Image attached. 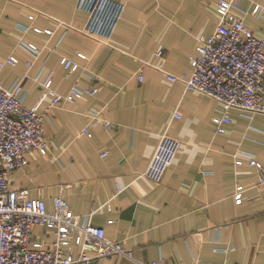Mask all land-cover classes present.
Here are the masks:
<instances>
[{
	"label": "crops",
	"instance_id": "crops-1",
	"mask_svg": "<svg viewBox=\"0 0 264 264\" xmlns=\"http://www.w3.org/2000/svg\"><path fill=\"white\" fill-rule=\"evenodd\" d=\"M112 1L125 11L106 39L83 32L89 15L77 8L78 0H0V64L19 59L15 67H0L5 88L22 82L28 107L37 106L39 82L49 77L61 94L76 83L100 88L95 96L48 111V154L32 155L13 172L12 188L29 190L52 211L64 184L81 220L96 209L91 222L133 252L132 258L97 264H264L262 170L250 164L255 158L264 170V114L232 109L231 122L218 133L213 119L225 113L221 102L186 90L158 68L176 76L192 72L199 37L211 36L220 22L219 0ZM227 1L264 37V15L252 13L257 5L264 10V0ZM21 40L38 46L41 55L29 53ZM64 58L79 69H65ZM85 127L91 137L82 134ZM36 235L51 243L54 232L37 228Z\"/></svg>",
	"mask_w": 264,
	"mask_h": 264
},
{
	"label": "built area",
	"instance_id": "built-area-1",
	"mask_svg": "<svg viewBox=\"0 0 264 264\" xmlns=\"http://www.w3.org/2000/svg\"><path fill=\"white\" fill-rule=\"evenodd\" d=\"M77 8L89 15L83 32L106 39L112 38L125 11L123 3L112 0H78ZM233 9L232 2L219 0L220 22L211 36L199 37L197 53L190 59L191 73L176 76L158 66L169 80L185 83L186 90L221 102L225 113L213 119L218 133H224L222 125L231 122L229 111L232 109L248 116L264 114V37L257 36ZM252 13L261 16L264 10L257 5ZM36 31L49 36L53 34L52 30ZM20 44L35 57L42 53L35 44L25 40ZM79 56L87 58L84 54ZM157 56L164 59V48L158 50ZM18 64L19 59L10 56L0 67ZM27 65L32 67L33 64L28 62ZM62 65L70 72L79 69L68 58L62 60ZM27 78L28 75H24L23 79ZM138 78L142 82L144 75L140 73ZM39 84L43 88L40 101L37 106L28 107L24 103L22 82L12 90L0 83V264H97L110 257L132 258V251L121 242L108 239L106 230L91 222L96 209L83 220L75 215L66 199L64 184L54 197L52 211L43 199L32 197L29 190L12 188L13 172L24 169L32 155L48 154L49 142L44 129L48 111L84 96H95L100 90L97 83L93 86L76 83L67 94H61L52 88L50 77ZM43 104L47 105V110L42 112ZM91 115L99 119L98 112L93 111ZM175 117L180 115L176 113ZM111 125L104 123V127ZM82 134L92 136L87 127ZM250 164L262 170L260 184L264 187L263 165L255 158H251ZM242 200L243 187L240 186L236 201L241 203ZM37 228L54 232L51 243L37 238Z\"/></svg>",
	"mask_w": 264,
	"mask_h": 264
}]
</instances>
